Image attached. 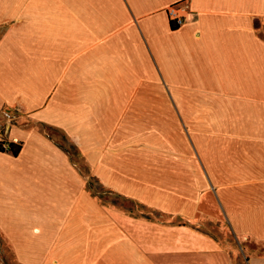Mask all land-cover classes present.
Masks as SVG:
<instances>
[{"label": "crops", "instance_id": "1", "mask_svg": "<svg viewBox=\"0 0 264 264\" xmlns=\"http://www.w3.org/2000/svg\"><path fill=\"white\" fill-rule=\"evenodd\" d=\"M185 1L0 0V264H264V0L175 26ZM60 139L113 186L153 154L120 189L153 215L100 206Z\"/></svg>", "mask_w": 264, "mask_h": 264}, {"label": "rangeland", "instance_id": "2", "mask_svg": "<svg viewBox=\"0 0 264 264\" xmlns=\"http://www.w3.org/2000/svg\"><path fill=\"white\" fill-rule=\"evenodd\" d=\"M3 121H0L2 123ZM61 144L67 149L69 156L71 157L72 163L77 165L79 168V176L84 181L83 191L92 196L100 206L104 207H115L120 210H125L127 214L132 211L131 214L135 216L147 215L152 216L153 211L143 207L138 201H135L131 197L125 196L120 189L129 188L132 186L133 176L140 175L144 172L143 168H153V154H141L131 155L126 154L125 157L127 167L122 165L121 168H117L110 172V182L115 183L116 186L103 184L101 179H98V175L92 173L89 170L88 165L80 154L68 143L67 140L60 139ZM142 148L153 147V139L142 140ZM114 155H110L112 158ZM116 157V156H115ZM137 164L141 169H136L131 164ZM121 169L120 172L117 170ZM145 172H149L146 171ZM101 173V172H100ZM5 264H12L6 262ZM15 264V261L13 262Z\"/></svg>", "mask_w": 264, "mask_h": 264}, {"label": "built area", "instance_id": "3", "mask_svg": "<svg viewBox=\"0 0 264 264\" xmlns=\"http://www.w3.org/2000/svg\"><path fill=\"white\" fill-rule=\"evenodd\" d=\"M167 15L171 22L175 26H181L189 19L194 17V12L189 9V0L182 2L181 4L172 5L167 8ZM4 121L0 123V146L7 150L9 141L7 139V133L9 131L10 125L15 121L16 116L11 115L10 113L3 111ZM15 143V142H13Z\"/></svg>", "mask_w": 264, "mask_h": 264}, {"label": "trees", "instance_id": "4", "mask_svg": "<svg viewBox=\"0 0 264 264\" xmlns=\"http://www.w3.org/2000/svg\"><path fill=\"white\" fill-rule=\"evenodd\" d=\"M21 150V145L17 143H9L8 149L5 150L0 146V152H10L13 156H17Z\"/></svg>", "mask_w": 264, "mask_h": 264}]
</instances>
